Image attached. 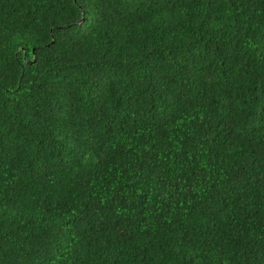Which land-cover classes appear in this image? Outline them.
I'll list each match as a JSON object with an SVG mask.
<instances>
[{"label": "trees", "instance_id": "1", "mask_svg": "<svg viewBox=\"0 0 264 264\" xmlns=\"http://www.w3.org/2000/svg\"><path fill=\"white\" fill-rule=\"evenodd\" d=\"M0 264H264V0H0Z\"/></svg>", "mask_w": 264, "mask_h": 264}]
</instances>
